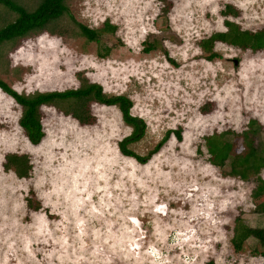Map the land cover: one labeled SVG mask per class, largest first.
<instances>
[{
	"label": "rangeland",
	"instance_id": "rangeland-1",
	"mask_svg": "<svg viewBox=\"0 0 264 264\" xmlns=\"http://www.w3.org/2000/svg\"><path fill=\"white\" fill-rule=\"evenodd\" d=\"M32 10L39 0H15ZM230 4L234 14L223 15ZM73 18L114 32L80 36L66 16L52 33L32 32L0 47V78L21 93L98 83L123 94L145 123L127 147L141 156L172 134L145 163L116 142L130 128L115 106L90 101L81 124L60 103L40 107L43 137L30 144L17 124L20 107L0 90V264H264L253 237L231 243L235 220L264 227L250 194L253 177L226 174L208 162L203 138L245 128L264 138V50L199 47L223 20L250 31L264 26V0H67ZM15 14L0 5V26ZM144 40L154 44L144 51ZM109 49L99 57V49ZM234 60L236 63H234ZM24 153L26 178L2 167L6 153ZM260 174L264 176V169ZM25 198L38 204L28 207Z\"/></svg>",
	"mask_w": 264,
	"mask_h": 264
},
{
	"label": "trees",
	"instance_id": "trees-1",
	"mask_svg": "<svg viewBox=\"0 0 264 264\" xmlns=\"http://www.w3.org/2000/svg\"><path fill=\"white\" fill-rule=\"evenodd\" d=\"M0 5L13 12L12 21L0 26V47L4 42L15 41L32 32L52 33V26L62 16H66L76 32L88 41L97 42L105 31L114 32V25L105 20L102 26L91 28L76 21L70 13L67 0H39L32 10H27L15 0H0ZM223 15L234 14L235 10L230 4L224 5L221 10ZM225 27L222 31L209 34L199 41V47L206 53L204 57L211 60L217 56L214 44L221 42L234 46L241 50H264V26L250 31L241 29L235 22L223 20ZM154 44L144 40V51H149ZM109 49H99V57L108 55ZM0 90L8 95L20 107L17 124L22 129L25 138L30 144L36 145L42 139L44 133L41 124L40 107L50 105L60 108V103L72 105L71 109L61 111L65 115H71L81 124H88L92 116L88 109L90 101L101 105L115 106L121 120L130 128L129 133L116 142V146L122 155L132 157L138 163H145L155 153L161 144L172 134L177 140L181 139L180 128L166 130L159 142L146 155L141 156L127 147L129 143L138 141L144 134L145 123L130 113L131 100L123 94L106 95L101 86L95 82L80 79V84L75 88L51 91H34L31 93L17 92L0 78ZM261 125L254 118H249L245 128L240 132L221 131L204 136V147L208 154V162L218 168L228 166L226 172L229 176L238 177L240 180H248L253 177L251 188L252 200L257 211H264V176L260 174L264 169V138H258ZM2 167L5 171H12L17 178H26L29 175L31 164L24 153H6L3 156ZM28 207L37 210L38 204H32L30 198H25ZM248 237H253L261 248L260 256L264 260V227H249L241 219H236L233 226L231 243L235 249H240L241 243Z\"/></svg>",
	"mask_w": 264,
	"mask_h": 264
},
{
	"label": "water",
	"instance_id": "water-1",
	"mask_svg": "<svg viewBox=\"0 0 264 264\" xmlns=\"http://www.w3.org/2000/svg\"><path fill=\"white\" fill-rule=\"evenodd\" d=\"M234 63H236V61L234 60Z\"/></svg>",
	"mask_w": 264,
	"mask_h": 264
}]
</instances>
